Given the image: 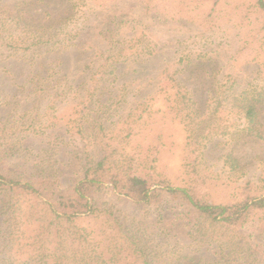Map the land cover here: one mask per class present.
<instances>
[{
  "label": "trees",
  "instance_id": "16d2710c",
  "mask_svg": "<svg viewBox=\"0 0 264 264\" xmlns=\"http://www.w3.org/2000/svg\"><path fill=\"white\" fill-rule=\"evenodd\" d=\"M66 3L59 19L50 11L27 19L8 10L0 19V62L26 58L27 76L21 85L11 82V65L0 66V106L13 100L8 110L15 111L0 120V263L206 264L191 258L203 250L213 252L212 264H264V166L252 172L228 154L224 165L236 166L234 182L204 168L215 138L228 135L224 142L236 146L264 141V0L227 13L225 27L207 29L202 17L198 31L208 32L211 44L180 57V48L164 54L173 41L161 32L175 27V7L164 0ZM67 50L79 53L69 71L54 56ZM210 70L200 106L191 82ZM129 90L143 105L136 106L139 118L164 91L182 118L197 168L182 185L155 172L149 155L127 153L114 136L115 123L127 119L120 110L135 108L124 104ZM22 100L32 106L17 114ZM113 104L120 105L116 112ZM74 106H81L80 137ZM91 107L108 109L93 121L104 119L99 126L111 136H88ZM220 181L223 196L211 186Z\"/></svg>",
  "mask_w": 264,
  "mask_h": 264
},
{
  "label": "rangeland",
  "instance_id": "374dc122",
  "mask_svg": "<svg viewBox=\"0 0 264 264\" xmlns=\"http://www.w3.org/2000/svg\"><path fill=\"white\" fill-rule=\"evenodd\" d=\"M166 4L173 5L175 9H173V19L175 21V27H172L170 30L161 32L167 39H171L172 45H164V54L168 55L169 53L172 55L174 48H180L184 52H179V57L182 55H192L198 56L197 53L194 54L195 49L199 45H210L212 38L208 39V32H205L206 36L198 31L200 28L198 27V23H200V19L204 18V24L208 29L209 26H214L217 28L225 27V21L227 13L234 12L236 10L240 11L242 9L241 4L246 0H164ZM0 19L3 17L4 10H8L10 15L20 14L23 17H29L31 12H47L51 13L49 16H52L53 19H59L64 17L68 12V4L66 0H0ZM236 22V19H235ZM36 23V22H35ZM194 29H191V28ZM215 29V28H213ZM208 31V30H207ZM198 35V36H196ZM201 40V42H197ZM192 52V53H191ZM55 57L60 58L65 66V70L69 71L79 57V53L77 51H59L54 54ZM201 58L208 59V56H200ZM163 58V57H162ZM3 61L0 62V66H10L8 69L10 72H13V75H9L11 82L16 80L18 83L23 84L26 76V70L24 66L25 59H16L15 61H11L9 59L2 58ZM1 60V59H0ZM159 60V59H158ZM210 60L202 61L205 66L209 64ZM13 63V65H12ZM204 66V65H203ZM17 67V68H16ZM159 68L158 66H156ZM155 68L153 71H157ZM163 68V67H162ZM203 70L197 69L195 74H201ZM211 74L198 76V80L195 82H191L192 90L194 92V100L197 101L200 106L207 99V89L209 86V81L214 78L212 70H210ZM16 73H19L17 75ZM22 73V76H21ZM1 80V78H0ZM15 83V82H13ZM3 87L6 89L9 88V85L5 84ZM211 88H213L211 86ZM17 89V88H16ZM20 91V90H19ZM132 90H129L128 94H126L125 98L129 99L124 104H128L135 106V108H125L123 122L119 125L115 123V131L114 136L117 138L124 139L123 147L127 153H135L136 151L142 152L146 155H149V160L154 159V169L158 174L167 177L171 183L182 185L186 180H188L191 176H195L194 173L197 171L194 168V164L196 163L193 159H189L187 156L188 148H187V135L188 130L184 125L182 118L177 114V112L173 109V107L168 104L165 100L166 91L162 92L159 96L154 100L153 106H151V112L147 113L143 118H139V113L141 111V107L143 106L140 103L136 102V99L132 98L133 93ZM5 101L3 105L5 107L0 106V120L7 119L8 116L12 119V114L15 112L9 113L8 102L11 101L13 104V100H7L3 98ZM31 104L27 103V101L22 100L21 104L17 105L16 111L17 114H22L28 108H31ZM175 106V104H174ZM6 107H8L6 109ZM12 107V105H11ZM76 109L72 110L74 113V130L77 134V126L79 124V119L81 117V106H74ZM67 108V107H66ZM66 112L70 111L66 109ZM120 105L113 104L109 107L110 110L116 112L114 109H119ZM65 110L63 112H65ZM103 110H99L97 107H91V112H88V121L91 126V129L88 133V136L92 139H100L105 133L112 135L111 132H104L105 127H100V121L104 119H100L99 122L93 121L97 115V113L102 115ZM105 111H108L105 110ZM69 118V117H67ZM112 119V118H111ZM117 119H120L117 116ZM106 122V121H105ZM104 122V123H105ZM107 123V122H106ZM106 125V124H105ZM103 128V129H102ZM161 131L162 137L158 138L157 133ZM76 136L80 137V134ZM215 138L209 144L208 154L206 159L204 160V168L207 172L214 171L219 175H222L225 179H231L229 182L236 179V166L234 168L226 167L224 165L229 158L228 154L234 155L236 154L239 158H241V167L249 168L252 172H257L264 166V162L262 159L264 158V141L258 139H247L245 142L240 143L236 146V143H226L224 141H228L229 136ZM224 138H227L226 140ZM226 143V144H225ZM192 158V157H190ZM231 160V159H230ZM232 161V160H231ZM203 163V162H202ZM231 163V162H230ZM236 164V163H235ZM233 169L235 172H232ZM241 174V173H237ZM222 182H214L211 183L212 188L218 193V195L223 196L226 192V187L221 184ZM219 187L217 188V186ZM212 193H214L212 191ZM215 194V193H214ZM216 195V194H215ZM108 199H113L111 194L107 195ZM220 196L217 198L220 199ZM221 201V200H220ZM123 208L124 205H121ZM81 224L85 227H88L87 221H81ZM211 251H203L197 250L192 254L191 258L200 259L202 257L206 264H212L215 259L212 255ZM4 253H0V262L3 261ZM1 264V263H0ZM191 264V263H190Z\"/></svg>",
  "mask_w": 264,
  "mask_h": 264
}]
</instances>
